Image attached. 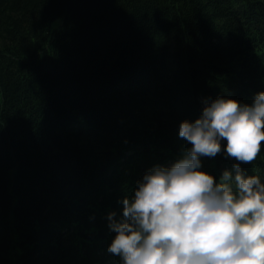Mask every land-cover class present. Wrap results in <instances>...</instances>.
<instances>
[{"label":"trees","instance_id":"obj_1","mask_svg":"<svg viewBox=\"0 0 264 264\" xmlns=\"http://www.w3.org/2000/svg\"><path fill=\"white\" fill-rule=\"evenodd\" d=\"M260 92L264 0H0V264H116L109 217L180 124ZM241 168L264 182V142Z\"/></svg>","mask_w":264,"mask_h":264},{"label":"clouds","instance_id":"obj_2","mask_svg":"<svg viewBox=\"0 0 264 264\" xmlns=\"http://www.w3.org/2000/svg\"><path fill=\"white\" fill-rule=\"evenodd\" d=\"M179 137L191 145L183 158L149 170L122 201V217L110 215L108 251L121 264H264V182L241 168L261 152L264 92L251 104L212 100ZM221 151L237 163L217 182L200 158Z\"/></svg>","mask_w":264,"mask_h":264},{"label":"rangeland","instance_id":"obj_3","mask_svg":"<svg viewBox=\"0 0 264 264\" xmlns=\"http://www.w3.org/2000/svg\"><path fill=\"white\" fill-rule=\"evenodd\" d=\"M58 23H59V21H57V22L55 23V25H58ZM119 264H121V263H119Z\"/></svg>","mask_w":264,"mask_h":264}]
</instances>
